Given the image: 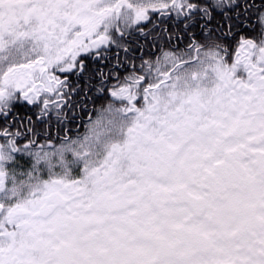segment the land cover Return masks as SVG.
Instances as JSON below:
<instances>
[{
    "label": "snow or ice",
    "instance_id": "obj_1",
    "mask_svg": "<svg viewBox=\"0 0 264 264\" xmlns=\"http://www.w3.org/2000/svg\"><path fill=\"white\" fill-rule=\"evenodd\" d=\"M0 264H264V0H0Z\"/></svg>",
    "mask_w": 264,
    "mask_h": 264
},
{
    "label": "flooded vegetation",
    "instance_id": "obj_2",
    "mask_svg": "<svg viewBox=\"0 0 264 264\" xmlns=\"http://www.w3.org/2000/svg\"><path fill=\"white\" fill-rule=\"evenodd\" d=\"M130 2H137V0H130ZM151 18L153 20L154 23L159 24L161 19H164L163 17H159V15L157 13H150ZM165 25L171 27L172 26V22L169 20H165ZM149 29L152 28V24H148L147 26ZM174 43H178V46L180 49L185 48L186 44H187V40L185 39L183 42H174ZM137 55H139V53H137ZM193 57L195 56V53L191 54ZM137 64H139V61H137ZM58 75H60L59 73H57ZM125 73H123V71L121 72V75H124ZM70 79L75 80V77H70ZM112 83H115V81H112ZM109 99H111V97H109ZM108 103L107 100L105 101H97L95 105H92L91 103L89 104V112L91 113V117L92 119L96 118V112L93 111V108H100L102 105L106 106ZM118 106V105H117ZM89 122V116L86 113H80L79 114V118L75 121V123H73L71 125V127L73 128V134H75L76 132H79L80 134H83L86 132V128L85 125Z\"/></svg>",
    "mask_w": 264,
    "mask_h": 264
}]
</instances>
